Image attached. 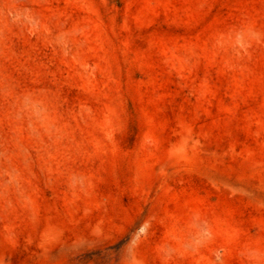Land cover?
Instances as JSON below:
<instances>
[{"label":"rangeland","instance_id":"obj_1","mask_svg":"<svg viewBox=\"0 0 264 264\" xmlns=\"http://www.w3.org/2000/svg\"><path fill=\"white\" fill-rule=\"evenodd\" d=\"M0 264H264V0H0Z\"/></svg>","mask_w":264,"mask_h":264}]
</instances>
